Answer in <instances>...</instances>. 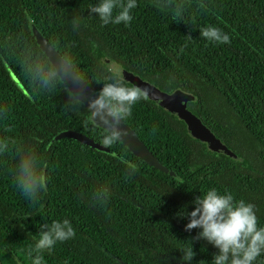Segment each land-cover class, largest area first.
<instances>
[{"label": "trees", "instance_id": "16d2710c", "mask_svg": "<svg viewBox=\"0 0 264 264\" xmlns=\"http://www.w3.org/2000/svg\"><path fill=\"white\" fill-rule=\"evenodd\" d=\"M32 30L170 173L91 121ZM120 69L190 94L229 153ZM0 264H264V0H0Z\"/></svg>", "mask_w": 264, "mask_h": 264}, {"label": "water", "instance_id": "95a60500", "mask_svg": "<svg viewBox=\"0 0 264 264\" xmlns=\"http://www.w3.org/2000/svg\"><path fill=\"white\" fill-rule=\"evenodd\" d=\"M32 36L37 46L58 75L61 83L75 99L83 104L85 109L89 112L91 121L97 127L102 128L120 141L135 157L159 171L170 173L169 170L145 147L143 142L136 136L135 132L113 112L103 98L95 93L90 86L77 75L76 71L54 51L46 39L41 37L35 30H32ZM6 69L18 88L28 96L10 68L7 66ZM118 75L121 79L136 87L148 99L180 118L184 122L189 135L205 143L209 150L229 153L226 147L186 108V102L193 98L190 94L178 89L169 93L160 91L146 81L141 80L136 75L123 69L119 70ZM62 137L70 138L89 147L109 152L107 147L73 130H65L55 134L50 142Z\"/></svg>", "mask_w": 264, "mask_h": 264}, {"label": "rangeland", "instance_id": "374dc122", "mask_svg": "<svg viewBox=\"0 0 264 264\" xmlns=\"http://www.w3.org/2000/svg\"><path fill=\"white\" fill-rule=\"evenodd\" d=\"M103 61L109 66V68L113 72L117 73L118 68H117V65L115 63H113L111 60H110L111 61V63H110V61L107 58H103Z\"/></svg>", "mask_w": 264, "mask_h": 264}]
</instances>
